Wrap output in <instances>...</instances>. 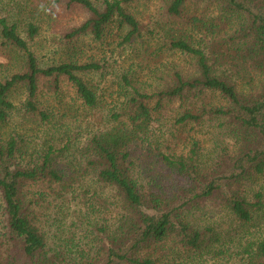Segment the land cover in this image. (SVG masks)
Returning a JSON list of instances; mask_svg holds the SVG:
<instances>
[{
	"label": "trees",
	"instance_id": "16d2710c",
	"mask_svg": "<svg viewBox=\"0 0 264 264\" xmlns=\"http://www.w3.org/2000/svg\"><path fill=\"white\" fill-rule=\"evenodd\" d=\"M65 1L88 14L81 24L70 29L67 37L89 33L101 39L105 26L114 19L120 29L126 30L122 42L129 43L140 35L137 20L126 10L133 0ZM199 1L164 0L163 11L178 22L187 5ZM208 1L215 3L226 17L229 29L217 37L211 35L206 42L201 37L193 42V35L197 34L185 31L177 23L167 29L166 43L193 60V73L174 65L166 87L151 94L139 91L127 76H122V81L130 86V98L119 112L111 114L112 122L106 130L87 140L82 152L84 164L72 174H66L59 166L73 147L66 137L44 139L34 160L17 159L15 137H4L2 132L16 107L11 93L18 84L24 85V109L45 122L49 116L37 105L38 79L52 77L57 83L63 77L83 105L95 107L97 96L82 73L97 70L100 65L69 61L40 66L28 41L20 35L17 22L0 15V56L2 65L10 71L0 77V264H157L156 254L165 241L174 243L173 248L166 247V259L174 261L166 264H184L186 260L175 259L179 257L176 248L196 250L206 234L184 214V208L191 203L217 195L241 225L249 224L264 211L260 190L250 198L239 188V182L248 175L264 174V0ZM3 8L0 0V9ZM188 24L192 30L204 32L201 18L191 17ZM213 28L208 26L209 33L216 32ZM26 32L32 39L38 27L29 23ZM212 96L217 97L218 103L206 99ZM154 98L155 103L150 105ZM175 99L184 104L175 117L176 123L221 118V125L235 138L237 148L226 162L211 169H204L199 163L198 141L185 154L159 150V163L177 178L170 197L161 199L154 193L146 194L135 149L146 144L149 127L161 118L163 102ZM87 180L100 190L113 192L119 202V218L114 226L99 228L100 236L93 245L79 249L69 259L47 246L39 215L32 206L37 196L28 201L26 198L30 186L45 187L51 192L55 191L54 186L60 191H78ZM238 247L239 251H234L240 256L238 264H264V237H248ZM225 253L224 248L217 250L214 257Z\"/></svg>",
	"mask_w": 264,
	"mask_h": 264
},
{
	"label": "rangeland",
	"instance_id": "374dc122",
	"mask_svg": "<svg viewBox=\"0 0 264 264\" xmlns=\"http://www.w3.org/2000/svg\"><path fill=\"white\" fill-rule=\"evenodd\" d=\"M207 1L189 3L183 11V20L176 22L164 13V0H133L126 5V10L137 20L140 35L124 43L122 40L126 30L119 28L116 19L105 26L101 39H95L89 33L67 37L70 29L81 24L88 14L79 6L67 5L65 0H1L4 8L0 9V15L17 22L20 35L28 41L40 66L69 61L100 65L97 70L82 73L97 96L95 107L83 105L65 78L60 77L55 83L52 77H39L37 105L49 116L45 122L24 109L27 95L25 86L18 84L14 88L11 99L16 107L2 132L4 137H15L17 159L34 160L44 139L66 137L71 139L73 147L59 166L66 174L81 168L87 140L106 130L112 122L111 114L119 112L131 96L130 86L122 81V76H127L131 85L139 91L151 94L166 87L174 65L177 69L183 68L185 72L193 73V60L170 49L166 43L167 29L178 25L185 31L197 34L193 35V42L200 37L206 42L211 35L217 37L229 29L226 17L219 13L215 3ZM191 17L201 18L205 22L203 33L192 30L188 24ZM29 23L38 27V33L32 39H28L26 32ZM208 26H213L216 32L209 33ZM2 62L0 56V77L10 72ZM206 99L218 103L215 96ZM155 100L152 99L149 104L153 105ZM183 107L179 99L167 104L164 101L159 112L161 118L149 127L146 144L135 149H138L135 158L141 171L140 181L148 195L154 193L161 199H167L177 181L175 175L159 163V150L185 154L191 144L198 141L199 163L204 169H211L218 163L226 162L225 159L237 148L235 138L226 130V126L221 125V118L204 119L200 123H176L175 117ZM83 186L78 191H60L54 186L53 192L45 187L30 186L31 191L26 198L28 201L31 196H37L32 206L39 215L47 246L52 252L60 251L69 259H73L79 249L93 245V240L100 236L98 229L114 226L120 213L119 202L113 192L100 190L91 180H87ZM239 188L250 198L260 190L264 200V174L248 175L239 182ZM184 214L206 234L196 250L176 248L175 254L179 257L175 259L179 262L183 259L187 263L197 264H238L240 256L234 252L239 251L238 244L248 237H264V211L249 224H238L223 199L217 195L191 203L184 208ZM166 247L173 248L174 243H162V253L156 254L159 257L157 264L174 261L166 259ZM223 248L226 253L214 257V252Z\"/></svg>",
	"mask_w": 264,
	"mask_h": 264
}]
</instances>
